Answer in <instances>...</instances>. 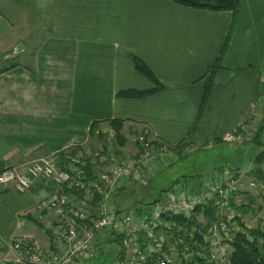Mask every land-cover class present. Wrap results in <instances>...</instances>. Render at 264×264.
Returning <instances> with one entry per match:
<instances>
[{
    "label": "crops",
    "instance_id": "crops-1",
    "mask_svg": "<svg viewBox=\"0 0 264 264\" xmlns=\"http://www.w3.org/2000/svg\"><path fill=\"white\" fill-rule=\"evenodd\" d=\"M37 23L46 29L34 46L32 70L18 65L0 74V171L69 148L96 149L91 146L104 143L113 119L122 121L126 139L116 146L119 156L136 154L133 139L142 133L176 145L192 131L193 142L219 147L222 140L215 139L249 115L261 124L255 115L264 110V0H240L236 14L171 0H0V55L11 58L29 49L25 38ZM221 50L222 69L214 73L200 110L206 82L201 77ZM131 55L165 87L141 98L116 96L123 89L152 87ZM94 121L102 137L89 132ZM249 139L240 149H217L248 152L247 168L236 173L241 183L256 152ZM228 162L239 164L235 157ZM164 163H155L150 176L167 170ZM131 183L123 179L117 191ZM197 185L193 181L189 190ZM55 190L38 182L24 193L0 190V258H11L3 243L13 238L48 244L49 233L35 223L40 220L32 210Z\"/></svg>",
    "mask_w": 264,
    "mask_h": 264
},
{
    "label": "built area",
    "instance_id": "built-area-1",
    "mask_svg": "<svg viewBox=\"0 0 264 264\" xmlns=\"http://www.w3.org/2000/svg\"><path fill=\"white\" fill-rule=\"evenodd\" d=\"M244 122L225 133L221 140L229 145L242 142L247 136ZM133 141L138 150L130 156H119L106 143L95 150L65 149L41 155L1 170L0 189L24 193L38 182L55 187L56 192L38 199L32 210L49 229L48 245L42 247L13 238L3 243L11 258L8 262L0 258V264H88L107 250L110 240L115 238L121 244L112 264H232L235 236L244 233L251 240L247 231L253 228L234 208L246 203L244 192L239 191V178L226 169L201 179L190 191L168 190L148 208L117 209L114 196L123 179L145 183L155 163L165 161L167 156H178L168 144L152 142L143 134ZM91 159L104 170L89 179L85 167ZM248 183V192L263 200L264 182L250 178ZM75 191L81 192V196ZM96 195L99 198L94 200ZM208 204L216 210V220L203 228L187 229L173 219L194 215L197 221L204 222L203 214L195 210ZM46 215L50 218L46 219ZM258 227L263 232L258 241L262 242L264 219Z\"/></svg>",
    "mask_w": 264,
    "mask_h": 264
},
{
    "label": "trees",
    "instance_id": "trees-1",
    "mask_svg": "<svg viewBox=\"0 0 264 264\" xmlns=\"http://www.w3.org/2000/svg\"><path fill=\"white\" fill-rule=\"evenodd\" d=\"M177 4H181V5H186V6H190L193 8H203V9H210V10H230L232 11L233 14H236L238 8H239V4H240V0H171ZM229 34L226 35V40L228 39ZM225 43L222 46V50L224 48ZM222 50L220 51L219 56L217 57V59L210 64L209 66L206 67L203 75L201 78L206 77V82H205V86L201 95V99H200V105H199V109L201 110L209 96L210 93V89H211V85H212V78L214 73L219 70L222 69V66L220 65V56L222 53ZM29 49H24L21 53V55L19 56H15V57H11V58H5L4 55H0V74L2 72H5L15 66L18 65H23L26 66L28 69L32 70V67L30 66L31 64V58L34 56V52H35V47H33V49H31L30 52H28ZM131 61L133 63L134 68L140 73L142 74L144 77H146L149 82H151L152 87L147 88V89H134V88H130V89H123L120 90L116 93V96L119 97H130V98H141L150 94H153L161 89H163L165 86L163 85V83L160 82V80L156 77V75L154 74V72L152 71V69L138 56L135 55H131ZM248 116V115H247ZM251 115H249L248 117H246L243 121L246 122L247 124V135H249V124H251V129L253 130V134H250V141L251 143L256 144V152L254 153L253 157H252V168L249 170V172H247L251 178L256 179L258 181H263L264 182V127L263 125H261L260 123H257L255 121H251ZM242 121V122H243ZM244 122V123H245ZM109 127L108 130L105 131L106 135H105V141L104 143L101 145V147H105L106 143H110L111 146H113L114 140L116 141V145L123 146L126 142L125 137L123 136L122 132H121V128H122V121L121 120H109L108 121ZM97 125H98V121H94L91 123L90 128H89V132L91 133V135H95L97 137H102V133L101 132H97ZM104 134V133H103ZM111 134V135H110ZM145 137H147L146 134L148 133H142ZM189 138H187L188 140H183L179 143H177L176 145H169L171 146L170 148L173 150V152L175 153H180V151L183 149V147L189 143L191 144L192 141V137H193V133L192 131L189 132L188 134ZM148 138V137H147ZM221 139H215V141H219ZM162 142L165 143L163 141L160 140H156L153 139L152 142ZM78 148V147H77ZM77 148H69L68 150H82V148L77 149ZM96 149H99V147H97ZM95 150V149H92ZM115 153L118 154V150L115 149ZM177 154V155H178ZM87 164L85 167V172H86V177L91 179V178H95L96 176V167L95 165L98 164V162L96 160H87ZM100 165V164H99ZM224 165L228 166V168L230 170H232L234 172V176H237L236 173H238L240 171V165H232V164H228V161L223 160V163L216 167V170H221L223 169ZM230 165V166H229ZM199 181V180H198ZM182 189H187L189 190V187H187L186 185L184 187H181ZM181 188H177L178 190ZM6 189H11V188H6ZM6 189H0V190H6ZM14 190V189H13ZM168 190H176V188H173L172 186L168 189H162L159 190L155 195V198L153 201L150 202H144L141 203V205L136 206V207H132L135 208L136 210H140L143 206L144 207H149L150 205H152L153 203L161 200V197L163 198L166 191ZM192 190V188H191ZM16 191V190H15ZM127 190H121V191H116V194L114 196V202L115 205L117 207V209H119L120 204L119 201L121 200V196L126 192ZM164 191V193H162ZM190 191V190H189ZM18 192V191H17ZM56 192V191H54ZM78 196H81V192L79 191H75ZM244 192V196H245V201L246 203H240L239 205H235V209L236 211H238L239 213L245 214L247 212H249L252 207L254 206V203H259V205H257L258 209L262 208V205L264 203V199L261 200L258 195L251 193L250 191H243ZM21 193V192H19ZM153 193V192H152ZM151 192L148 191V194L145 195V199H147V196L150 195ZM97 198H99L98 195L95 196L94 200H96ZM144 198V197H143ZM142 202V200H141ZM197 213L201 212L204 216V222H199L196 220V218L194 217V215H191L190 217H183V216H176L173 217V219H176V221L184 226L187 227V229L191 228V226H197L198 228H203L205 226H207L209 223L213 222L216 220V210L214 209V207L212 206V204H208V205H204V206H199L196 208L195 210ZM27 215H29V213H27ZM40 221L35 220V223L37 225H39L40 227H43L45 229V231H47L49 233V229L46 228L43 224V220L38 217ZM46 219H49V215H46L45 217ZM243 225V224H242ZM247 233L249 234V236L252 237L251 240H249L248 236L244 233H238L235 236V239L233 241V255H232V264H264V240L262 242L258 241V237L263 235V232L260 230V228L258 226L253 227L251 229H248ZM199 237V236H198ZM50 240V237H49ZM49 242V241H48ZM111 242V247H109L107 250H105L103 253L99 254V256H97L96 258H93L88 264H112L114 259L117 256V250H118V246L121 244V241L118 238L112 239L110 240ZM48 245V244H47ZM46 245V246H47ZM44 246V247H46ZM105 257L104 261H101V258Z\"/></svg>",
    "mask_w": 264,
    "mask_h": 264
},
{
    "label": "rangeland",
    "instance_id": "rangeland-1",
    "mask_svg": "<svg viewBox=\"0 0 264 264\" xmlns=\"http://www.w3.org/2000/svg\"><path fill=\"white\" fill-rule=\"evenodd\" d=\"M33 31L29 36L27 35V38H25V42L27 45H29V51L33 49L34 46L45 36V26L44 25H37L33 26ZM260 109L258 110V113H256V117L261 122V125L264 127V110H262L261 116L260 115ZM258 123V121H257ZM252 124V123H251ZM251 124H249L248 131L250 134H253V130L251 129ZM249 134V135H250ZM249 135H247V139H249ZM103 139H101L102 141ZM247 140H243L242 142L238 144L229 145L226 142L222 141V145L219 147L222 148L219 151L223 150V148H226L228 146L235 147L240 149V146H245ZM101 144V142H100ZM215 142L212 143L210 146L206 143H187L184 147L185 151L178 154V157H172L167 156L164 165H169L163 172L158 174L154 177L150 176V172L147 174V181L145 183H140L136 181H132V183L128 186V190L121 196V200L119 201L120 209H130L132 207H136L141 205V203L150 202L153 201L155 198V194L159 190L168 189L171 186L177 188L184 187L185 185L187 187L191 186V183L197 182L198 180L201 181V179H206L213 175L215 172V168L220 166L223 163L224 158L228 161L232 158H236L239 161L240 169L245 170L248 166V155L245 154H237L235 151L226 150V154L224 153H218L217 149L219 147L214 146ZM116 141L114 140L113 148L116 149ZM92 148L98 147L97 145L91 146ZM101 147V146H100ZM183 147V148H184ZM247 154V155H246ZM155 163V162H154ZM252 163V162H251ZM228 164H230L228 162ZM152 165V164H151ZM165 165V166H166ZM98 165H95L96 172L102 171L101 167H97ZM164 166V167H165ZM230 166V165H229ZM252 167V166H251ZM154 168V167H153ZM155 169V168H154ZM264 169V166H263ZM154 177V178H153ZM153 178V179H152ZM250 175L247 174L246 179L243 181V183L239 186L240 193H243V191H248L249 183L248 180L250 179ZM152 179V180H151ZM148 191L151 192L150 195L147 196V199H145V195L148 194ZM153 192V193H152ZM164 193V191L162 192ZM144 197V198H143ZM142 200V202H141ZM254 206L252 209L243 214V220L246 224L249 225V227H256L259 225L261 220L264 219V210L262 213L260 212L261 209L257 208V205L259 203H254ZM262 209H264V205H262ZM108 248L111 247V244H108ZM105 257L101 258V261H104Z\"/></svg>",
    "mask_w": 264,
    "mask_h": 264
}]
</instances>
